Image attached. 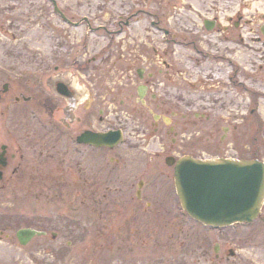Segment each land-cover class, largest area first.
<instances>
[{
    "label": "rangeland",
    "instance_id": "1",
    "mask_svg": "<svg viewBox=\"0 0 264 264\" xmlns=\"http://www.w3.org/2000/svg\"><path fill=\"white\" fill-rule=\"evenodd\" d=\"M22 2L0 0V89L6 83L11 88L0 102V145L9 146L10 153L16 156L4 179L0 180V264H219L214 252L218 245L235 252L234 257L221 263L264 264V214L261 220L252 224L221 230L205 228L184 216L172 182L157 178L166 168L164 162L158 163L159 158L155 156L161 150L160 144L135 139L132 125L124 129V143L111 152L80 147L75 143L78 131L120 127L116 110L112 109L116 106L119 110L118 102L104 108L106 119L111 121L106 120L103 126L99 114L101 106L93 105L103 93L101 80H96L92 74L96 68H101L99 61L91 64L90 69L89 120L76 125L71 136L63 126L71 123V116L59 114L57 120L61 133L57 136L54 158L41 157L38 146L39 141L44 142V137L36 134L35 112L27 105L13 103L14 96L20 92L21 78L17 73L35 70L39 48L48 54V44L51 43L65 56L68 44L65 30H40L29 24L23 25L22 15L30 18L25 22H34V13L41 2ZM232 2L234 10L245 6V14L264 12L262 0ZM72 32L77 34L75 38H81V31ZM89 40L91 47L99 43L96 50L101 48V32L92 33ZM178 49L185 50L182 57L184 68L179 67L187 85L185 94L171 92L170 99L177 95L186 100L196 99L194 103L189 100L193 108L185 112L190 113L193 120L194 116L197 119L203 115L199 122L203 130L212 125L222 128L229 124L241 132L232 142L231 134L223 135L224 143L219 145L221 132L216 136V147L204 133L189 132L186 137L192 140L186 151H195L201 158L247 157L248 153L241 147L254 140L247 134L250 127H246L249 118L253 117L249 112V98L255 94L247 95L242 86L244 75L250 73L254 76L252 70L256 71L249 65L258 58L253 51L255 48L234 46L232 56L229 48L233 66L230 63L216 64L219 62L217 56L227 54L219 47H176V52ZM244 52L252 57H245ZM58 63L63 77H69L73 70L71 62L59 59ZM239 69L241 73L237 71ZM231 77L232 88L217 87V82L222 83L220 86L229 85ZM29 81L26 80L22 91L26 95L35 92L34 79ZM116 83V79L111 80L109 76L105 86L115 88ZM249 88L254 93H264L257 84L252 87L250 83ZM8 101L11 106L5 110ZM199 104L202 107L196 108ZM263 113L256 112L262 117ZM76 114L79 118L81 110ZM119 154L126 163L121 182L116 180L115 174L108 175L109 167H113L108 158ZM144 179L148 188L160 186L159 193L164 195L160 205L148 209L150 213L143 211L145 203L140 207L133 199L138 182ZM23 228L45 230L47 235L21 246L16 233ZM52 234L56 237L53 238Z\"/></svg>",
    "mask_w": 264,
    "mask_h": 264
},
{
    "label": "flooded vegetation",
    "instance_id": "2",
    "mask_svg": "<svg viewBox=\"0 0 264 264\" xmlns=\"http://www.w3.org/2000/svg\"><path fill=\"white\" fill-rule=\"evenodd\" d=\"M262 1L264 3V0ZM36 2L41 4L34 13L36 15L34 22H25L30 18L22 15L21 23L40 30H65L68 44L65 56L58 46L51 43L48 44L50 48L48 54L45 49L39 48L36 53L38 63L35 70L17 73L21 78L20 92L18 96H14L13 103L27 105L35 112L38 129L36 134L44 137V142L39 141L38 146L42 158H54L57 136L61 133L57 120L59 114L71 116V123L63 125L68 133H75L76 125H83L89 120L90 69L91 64L99 61L101 68L99 70L96 68L92 74L96 80H101V91L103 90L93 104L101 106L99 113L101 126L106 120H110L106 119L104 108L118 102L119 110L118 107L112 106V109L116 110L117 121L120 122L118 128L124 131L130 124L135 139L139 138V141L144 142L152 140L160 144L161 150L157 151L155 156L159 158L158 163L164 162L166 168L159 172L157 178L169 179L174 186L173 173L178 159L184 156L201 158L195 151H186L192 140L187 139V133H204L215 147L216 136L221 132L223 134L219 136V145L224 143L223 135L231 134L232 142L241 134L238 127L229 124L228 127L222 128L220 125H212L203 130L199 122L204 116L198 115L200 118L196 119L193 115V120L191 114L185 112L193 108L196 99L186 100L184 97L179 98V95L175 99L169 97L171 92L185 94L187 85L184 73L180 72L179 67L184 68L182 57L185 50L178 49L176 52L175 48L185 49L192 46L198 49V45H206L219 47L221 52H227L225 55L217 56L219 62L216 64L230 63L232 66L233 62L228 55L229 48L230 56L234 46L255 48L253 51L258 58L254 64L250 61L249 65L256 68V71L252 70L254 76H250L248 72L244 75L242 86L247 95L255 94L253 98L251 96L249 98L251 100L249 112L253 117L249 118L246 127H250L247 134L254 140L241 147L248 156L237 158L264 161V101H262L264 93L258 91L257 94L249 88L251 83L252 87L257 84L259 90H264V12L245 14V6H241L240 3L241 7L234 10L232 0H36ZM45 4L48 6L46 10ZM72 31H81V38H75L77 34ZM96 32H101V48L98 50L96 47L99 43L91 47L89 40V36ZM170 47H173L172 51ZM24 51L26 52V49ZM198 52L201 53L199 50ZM243 55L252 57L245 52ZM59 59L71 62L74 71L69 72L67 78L63 77L64 74L60 71ZM237 71L241 73L240 69ZM109 76L111 80L116 79L115 88L105 86ZM31 78L34 79L35 92L26 95L22 91L25 89L26 80L29 81ZM61 78H66L68 82ZM231 80L232 77L229 85L227 83L220 86L222 83L217 82V87L232 88ZM73 82L81 86L80 91L69 86ZM60 84L68 87L66 96L60 94ZM8 90L11 88L8 87ZM4 96L5 94L1 95L0 102ZM10 106L8 101L5 110ZM200 107L201 104L196 108ZM78 110H81V116L76 118ZM257 111H262L263 117L256 114ZM86 130L91 129L78 131L75 137V143L80 147H87L76 142L77 137ZM60 135L63 137L65 134ZM70 135L72 136V133ZM101 150L113 151L106 148ZM15 157V154L10 153L9 146L0 145L2 179ZM122 157L119 154L118 157L108 158L113 165L109 167L108 175L110 177L115 174L116 180L120 182L121 172L126 168ZM167 158L173 159L171 161L173 165H167ZM145 179L138 182L139 195L136 192L134 201L141 206L145 203L146 208L160 205L164 199L162 192L159 193L160 186L150 189ZM214 252L216 261H220L219 264H224L221 262L235 256L232 249L224 248L223 245L222 247L218 245Z\"/></svg>",
    "mask_w": 264,
    "mask_h": 264
},
{
    "label": "water",
    "instance_id": "3",
    "mask_svg": "<svg viewBox=\"0 0 264 264\" xmlns=\"http://www.w3.org/2000/svg\"><path fill=\"white\" fill-rule=\"evenodd\" d=\"M121 140L119 132L101 135L87 131L78 143L113 147ZM175 183L182 208L205 226L221 228L251 223L259 216L264 202V164L257 160L183 158L175 167ZM42 235L33 229H21L16 234L24 246Z\"/></svg>",
    "mask_w": 264,
    "mask_h": 264
},
{
    "label": "clouds",
    "instance_id": "4",
    "mask_svg": "<svg viewBox=\"0 0 264 264\" xmlns=\"http://www.w3.org/2000/svg\"><path fill=\"white\" fill-rule=\"evenodd\" d=\"M61 79L64 80L65 82H68L66 78H61ZM69 86L75 88L77 91L81 90V86L78 83L73 82L69 84Z\"/></svg>",
    "mask_w": 264,
    "mask_h": 264
}]
</instances>
